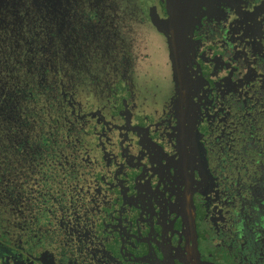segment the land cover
<instances>
[{"label": "flooded vegetation", "instance_id": "1", "mask_svg": "<svg viewBox=\"0 0 264 264\" xmlns=\"http://www.w3.org/2000/svg\"><path fill=\"white\" fill-rule=\"evenodd\" d=\"M178 2L170 43L164 37L172 81L156 106L139 85L138 63L149 54L150 19L167 0H0V264H200L202 251L264 250L263 242H245L238 217L240 174L264 158V0ZM83 66L94 70L79 100V86L89 87ZM47 85L60 132L69 123L67 152L52 155L50 198L34 192V185L47 191L46 151L31 153L46 129L45 108L33 111L36 143L26 132L32 99L43 93L47 107ZM184 140L190 166L180 172ZM221 171L238 178L222 179ZM159 215L161 260L148 237L157 235Z\"/></svg>", "mask_w": 264, "mask_h": 264}, {"label": "rangeland", "instance_id": "2", "mask_svg": "<svg viewBox=\"0 0 264 264\" xmlns=\"http://www.w3.org/2000/svg\"><path fill=\"white\" fill-rule=\"evenodd\" d=\"M142 7V5H141ZM167 10L163 12V14L158 13L157 11H154L155 14L153 17L150 19L151 24L154 27V30H152V34L150 35V41L144 46H148L149 54H147V57L143 59V61L138 63L139 69L141 70L140 75H139V85L141 87H146L148 90L153 92V102L156 103V106H160L163 102V100L168 96L169 90H170V85H171V76H173V70H174V65H169L168 58H167V46L165 42V36L167 37L168 43H170L168 39V27L170 26V19L169 15L172 16L173 12H176V16L178 20L179 14H180V2L178 0H167L166 4ZM143 9V8H142ZM142 11H145L144 9ZM180 41L182 39H179ZM179 41V43H180ZM169 50L171 52V48L169 46ZM181 51V47H178V52ZM32 64H34L32 62ZM31 64V65H32ZM90 66H83L82 70L86 74L88 78V88H85L81 90L79 86V91L81 92V97L78 98L79 100L82 99L83 91H89L90 90ZM92 72V71H91ZM15 74L20 77L19 83L22 84V78L23 75H25V70L22 68V66L19 64L18 68L15 69ZM37 76H36V84L39 85V82H37ZM100 76L98 73L95 74L94 80L95 81H100ZM86 84V83H84ZM184 84V80H183ZM40 86V85H39ZM146 93V90H145ZM19 103V107L21 106V111H23V104L25 101V98L21 97ZM45 96L42 94L39 95V97L33 98L32 103H31V109H32V115L33 111L36 112H41V110H44L45 108ZM35 105V106H34ZM24 115V114H23ZM38 114L36 113V116ZM188 120L186 119V125H187ZM27 125V124H26ZM30 128L26 130L28 134V139L31 141V143H36V134L39 130V123L38 122H33L32 124L28 125ZM151 130L148 132L150 133ZM184 137H187L185 134H183ZM149 137L152 138L154 137L152 134H149ZM156 143L157 150L163 153V149H165L164 145L156 142V139L154 141ZM187 150H188V143L186 140L182 142V144L178 145V151L180 152L181 160L177 162V166L180 170V172L184 171L190 166L189 164L186 163L187 159ZM159 158V157H157ZM256 171V175L258 176L256 178V181H253L251 176L254 174L253 172ZM218 176L222 179L225 178H232L233 181L237 179L238 174L233 175L231 173H224L220 172ZM151 178V176H150ZM149 178V186H152L154 183L153 179ZM206 181L207 179L204 178ZM241 180V190L244 191V197L241 201L240 204V211L238 214V217H240L239 221V226L242 227V232L245 233V242H263L264 244V158L259 161V163L254 166L252 169H249L248 165L246 164V170L242 171L239 177V180ZM156 189V188H154ZM190 201L193 204V199L190 198ZM179 202L183 205L184 199L181 195ZM195 204H193V207ZM159 210L160 205L158 204ZM251 210V222L250 224L253 225V231L248 229L247 227V222L245 221L247 215H248V210ZM195 211V210H194ZM199 214V211L191 214L192 219L195 218ZM203 214V213H202ZM141 218L147 219L148 217L143 214L141 215ZM162 215H159L157 219H152L157 224V235L154 236H148L150 240L156 241L157 244L153 248L152 245H150L153 253L157 257L158 260L163 259L164 257V252L162 248L160 247V243L162 242V233L163 231V220L160 219ZM4 218V216L0 217ZM247 220V219H246ZM5 226V221L4 219L0 220V228H4ZM147 227H142L141 228V233L142 237L141 239L147 240V236H144L145 233L147 232ZM181 226H178L177 229H181ZM129 233L136 231L135 227L129 228ZM203 232L201 233L198 232V237L202 235ZM235 249V248H234ZM244 251H247L245 249H242ZM31 254H36L34 250L29 251ZM145 252L144 247H140L138 253L142 254ZM209 253V250L207 251H202V256L201 259L204 261L203 264H238L237 260L239 258L240 261L246 262V264H264V250L257 249V251L254 253V255H247L246 253H238L236 257L230 254L229 257H225L223 255V249L218 248L213 251V254L211 257H209L207 254ZM144 255V254H143ZM238 256V258H237ZM252 256V257H250ZM250 259V260H249ZM202 261L199 260L200 264H202ZM193 264V261H192Z\"/></svg>", "mask_w": 264, "mask_h": 264}, {"label": "trees", "instance_id": "3", "mask_svg": "<svg viewBox=\"0 0 264 264\" xmlns=\"http://www.w3.org/2000/svg\"><path fill=\"white\" fill-rule=\"evenodd\" d=\"M38 76L39 74L37 75V77ZM31 81L33 83L32 86H34V84H36V76L33 74H31ZM37 82H39V78H37ZM17 90L20 93L24 92L23 85L21 83H19V87L17 88ZM49 91H50V87L49 85H47L46 93H48L47 94L48 103H47V107H45V110H47V114H45L46 116L45 128L46 129L41 127L44 130V132L40 135L41 139L37 141L35 150L31 151V153H43L44 150L46 151L45 152L46 158L44 161L45 168L43 169L44 171H43L42 177H44L45 179V185H46L47 191H44V188H40L38 185H34V192L36 193L35 194L36 196H40V197L47 196L48 198H50V196L52 195V193L49 192L48 190L50 189L51 185L52 187L54 186V183L52 184V180L54 178L52 175L54 173V168H53L54 160L52 159V155H60V154H65L67 152L66 149H64V143L65 141H67V137L66 135H64V133H67L66 130L69 127V123H67L66 126L62 124L61 126L62 132H60L58 128V124H59L58 122L60 118L58 119L55 117L58 111L56 97H54L55 95L52 96L53 94L49 95ZM35 118L36 116L32 115V118H31L32 123L34 122ZM88 132L90 134V131ZM60 140L62 141L61 143L63 144V146L62 144H60ZM40 173L41 171L39 173L35 171L32 173V176L38 175V178H40Z\"/></svg>", "mask_w": 264, "mask_h": 264}]
</instances>
